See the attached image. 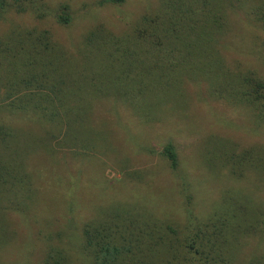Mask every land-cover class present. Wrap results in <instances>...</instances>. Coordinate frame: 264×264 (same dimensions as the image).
Masks as SVG:
<instances>
[{"label": "rangeland", "instance_id": "rangeland-1", "mask_svg": "<svg viewBox=\"0 0 264 264\" xmlns=\"http://www.w3.org/2000/svg\"><path fill=\"white\" fill-rule=\"evenodd\" d=\"M160 3L43 0L37 11L8 9L0 13V45L11 30L47 29L80 66L89 30L103 23L121 35L147 11L157 12ZM60 5L68 6V25L56 19ZM44 8L47 14L38 18ZM215 47L209 55V82L206 75L181 78L164 101L160 96L163 103L156 116L146 117L150 106L145 98L138 104L145 109L138 113L137 105L125 101H82L95 109L90 106L96 116L95 140L88 139L94 148L84 155L77 149L40 155L35 160L40 178L32 184L37 202L0 200V246L8 241L0 250V264H42L48 252H56L63 262L68 258L71 264H90L83 247L87 227L117 245L118 264H198V255L188 252L189 244L194 239L197 246L201 237L209 242V233L224 258L233 250L226 264H243L253 247L264 250V172L242 165L232 175L226 165L229 156L246 163L264 147V123L249 104L230 96L246 74L264 80V0L228 10L225 31ZM16 76L9 82L18 87L22 84ZM112 104L118 107L120 122ZM22 116L14 112L11 120L33 125ZM81 121L73 129L85 136ZM121 125L134 134L137 144ZM167 143L176 148L177 170L161 154Z\"/></svg>", "mask_w": 264, "mask_h": 264}, {"label": "trees", "instance_id": "trees-1", "mask_svg": "<svg viewBox=\"0 0 264 264\" xmlns=\"http://www.w3.org/2000/svg\"><path fill=\"white\" fill-rule=\"evenodd\" d=\"M247 1L161 0L157 12L147 11L121 35L100 23L83 37L78 58L80 66L77 59L56 43L49 30L35 26L18 32L11 30L8 39L0 45V77L7 75L0 79V200L11 197L28 203L37 202V188L32 184H37L40 178V163L35 161L40 155L52 154L57 149H77L79 155H84L86 150L94 148L95 144L88 139L95 140L92 127L96 116L90 112L92 105H83L82 101L103 98L116 103L125 101L131 107L137 105L138 113L145 109L138 105L145 98L150 106L144 111L146 117L156 116L165 97L174 91L181 78L187 76L196 80L206 75L204 78L209 82V55H214L215 46L219 38L222 39L227 12ZM40 4L43 0H0V13L8 9L19 13L27 8L37 11ZM42 10L37 14L38 18L47 14L45 8ZM55 16L61 25L71 21L67 5H60ZM14 75L21 86L9 82ZM26 90L28 93L19 95L20 91ZM230 96L238 103L249 104L259 121L264 123L263 79L246 74L238 79ZM111 109L120 122L118 107L113 105ZM14 112L24 115L22 117L33 125L12 122ZM78 120H82L79 127L85 136L73 129ZM121 126L131 140L132 132L127 126ZM132 135V141L137 144ZM161 154L172 170L178 169L179 158L172 143L165 144ZM249 160L235 162V158L229 156L226 165L232 175L242 165L264 172V147ZM233 190L237 193L239 188ZM198 241L195 246L193 239L189 244L192 250L188 251L198 255V264H226L225 258L234 257L230 250V256L225 254L224 258V252L210 233L209 242H204L205 237ZM1 242L4 244L0 250L8 241ZM261 243L264 247V237ZM83 247L90 264H118L121 258V252L112 240H105L89 227L85 231ZM252 250L243 264H262L264 250L257 247ZM70 262L68 258L66 262L60 261L56 252L45 253L42 259V264Z\"/></svg>", "mask_w": 264, "mask_h": 264}]
</instances>
